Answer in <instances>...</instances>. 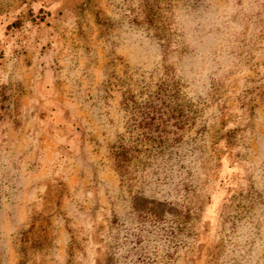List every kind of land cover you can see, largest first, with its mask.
Returning <instances> with one entry per match:
<instances>
[{
  "label": "rangeland",
  "instance_id": "374dc122",
  "mask_svg": "<svg viewBox=\"0 0 264 264\" xmlns=\"http://www.w3.org/2000/svg\"><path fill=\"white\" fill-rule=\"evenodd\" d=\"M0 264H264V0H0Z\"/></svg>",
  "mask_w": 264,
  "mask_h": 264
},
{
  "label": "trees",
  "instance_id": "16d2710c",
  "mask_svg": "<svg viewBox=\"0 0 264 264\" xmlns=\"http://www.w3.org/2000/svg\"><path fill=\"white\" fill-rule=\"evenodd\" d=\"M143 116L142 117H144V113L142 114ZM146 117L147 118H150V119H153V118H151L150 116H149V114H146ZM143 119V118H142ZM144 120H146V118H144Z\"/></svg>",
  "mask_w": 264,
  "mask_h": 264
}]
</instances>
